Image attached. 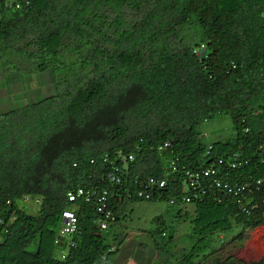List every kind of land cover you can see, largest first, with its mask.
Listing matches in <instances>:
<instances>
[{
	"label": "trees",
	"instance_id": "obj_1",
	"mask_svg": "<svg viewBox=\"0 0 264 264\" xmlns=\"http://www.w3.org/2000/svg\"><path fill=\"white\" fill-rule=\"evenodd\" d=\"M10 56L44 84L0 111V264H113L138 199L189 227L133 239L139 264H264L219 251L264 225V0H0Z\"/></svg>",
	"mask_w": 264,
	"mask_h": 264
},
{
	"label": "rangeland",
	"instance_id": "obj_2",
	"mask_svg": "<svg viewBox=\"0 0 264 264\" xmlns=\"http://www.w3.org/2000/svg\"><path fill=\"white\" fill-rule=\"evenodd\" d=\"M9 58L8 62L3 61L0 63V111L8 109L11 106H17L23 101L33 99L32 97L35 92L36 95L39 94L35 89L44 84L40 74L24 63L25 61H19L20 64L18 65L15 58L11 56ZM10 85L13 88H10ZM1 89L7 91L2 92ZM44 93L46 94L47 91H44ZM225 122L226 120L223 122L209 121L200 126L203 138L212 139L218 133L227 132L229 126H224ZM174 209L173 205L163 200L138 199L126 202L124 219L120 220L123 223L122 227L128 230L129 235L122 245L121 257L115 258L113 264H139L133 258V255H127L130 245L133 247L134 245L137 246L136 242L138 243L142 239L165 240L166 237H160L156 231L157 228L162 226L165 227L167 232H170L172 229L174 230V237L170 242L171 249L174 247L178 248L183 244L185 245L187 243L186 237L189 228L188 222L179 220L174 213ZM137 232L139 233L137 234ZM133 239L136 242H132ZM149 242H146L145 252L148 250ZM234 243L232 241L224 243L219 249L220 253H234V255L244 260L256 259L264 255V225L245 229L241 243L237 245ZM33 246L34 243H31L29 247ZM148 251H150V248ZM148 251L146 256L151 260H155L152 251Z\"/></svg>",
	"mask_w": 264,
	"mask_h": 264
},
{
	"label": "built area",
	"instance_id": "obj_3",
	"mask_svg": "<svg viewBox=\"0 0 264 264\" xmlns=\"http://www.w3.org/2000/svg\"><path fill=\"white\" fill-rule=\"evenodd\" d=\"M166 142H164L165 144ZM128 157L130 158L131 155H128ZM214 172V167L210 166V167H206L202 170H193L190 171L188 173V182L190 185H194L195 181L197 180V178L199 177L200 174L202 175H207V174H212ZM150 179V178H149ZM162 183V180L159 181V184ZM182 188L185 187L186 185L183 183ZM84 195V199H87V190H83L80 187H77L74 191H68L66 193L67 198L68 199H73L75 196L77 195ZM98 199L102 200L103 199V194L101 193L98 196ZM62 220L64 222V225L59 229L60 232H68L73 228V221H74V216L71 213V211L67 210V209H63L62 210ZM99 225L101 227L105 226V222L102 220H99Z\"/></svg>",
	"mask_w": 264,
	"mask_h": 264
},
{
	"label": "crops",
	"instance_id": "obj_4",
	"mask_svg": "<svg viewBox=\"0 0 264 264\" xmlns=\"http://www.w3.org/2000/svg\"><path fill=\"white\" fill-rule=\"evenodd\" d=\"M1 91H2V92H5V90H4V89H1Z\"/></svg>",
	"mask_w": 264,
	"mask_h": 264
}]
</instances>
